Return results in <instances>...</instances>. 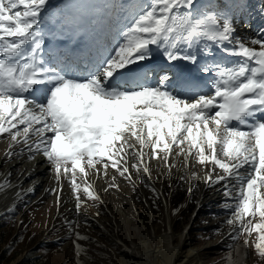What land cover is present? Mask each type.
<instances>
[{
    "label": "snow or ice",
    "instance_id": "snow-or-ice-1",
    "mask_svg": "<svg viewBox=\"0 0 264 264\" xmlns=\"http://www.w3.org/2000/svg\"><path fill=\"white\" fill-rule=\"evenodd\" d=\"M197 3L75 0L64 22L79 30L86 16H102L113 42L98 45L81 72H69L70 60L45 58L51 0H0V137L10 139L5 163L18 155L14 145L29 161L42 156L58 183H71L78 210V175L83 192L98 200L87 182L90 172L107 177L111 168L131 179L130 168L148 173L146 157L168 165L173 154L182 155L185 166L189 158L212 165L204 183L220 185L228 197L231 238L257 232L254 247L264 264V29L249 38L236 34L235 11L245 0L221 9L208 4L209 11ZM154 50L168 68L149 67ZM215 50L237 59L228 63ZM201 55L205 63L195 71L203 76L191 69L169 74L173 62L198 65ZM209 75L211 81L203 79ZM129 157H135L130 166ZM112 179L109 187H116ZM10 187L7 178L0 183ZM76 239L84 237L77 232Z\"/></svg>",
    "mask_w": 264,
    "mask_h": 264
},
{
    "label": "rangeland",
    "instance_id": "rangeland-1",
    "mask_svg": "<svg viewBox=\"0 0 264 264\" xmlns=\"http://www.w3.org/2000/svg\"><path fill=\"white\" fill-rule=\"evenodd\" d=\"M127 1L129 0H115L116 3ZM262 1L245 0V4L248 10H252L249 16L264 26ZM74 2L75 0H70L68 5L71 6ZM51 5L52 10L45 18L44 27L57 26L62 34L73 36L77 28L65 23L62 16L64 12L69 14L66 7L58 4V0H51ZM95 17L97 18L93 16L92 25L88 28L89 32L93 28L98 30L99 24H107L102 16ZM85 26L83 19L79 27H84L86 31ZM109 39H113L111 33ZM5 141L0 144V156H4L0 157V174L11 162L25 158L18 156L21 152L14 145L13 149L16 148L12 150L18 155L9 163H5V152L9 149L10 139L6 138ZM133 162H129V166ZM168 162V165H162L160 160L156 159L149 163L148 170L155 184L153 186L141 172L137 173L131 168V179L121 177L111 168L108 169L107 177H97L92 172L93 175L87 177V182L91 184L90 190L98 200L89 198L83 192L84 178L78 175V181L81 183L78 193L81 205L79 210L69 180L61 179L58 183L53 172L46 176L42 185L36 189L34 185L28 186L30 180L22 182V188L19 189L27 196L18 199L12 211H6L0 216V264H123L127 259L125 248L129 247V239L139 243L141 237H150L151 231L154 232L151 237L164 234L167 228L166 216H169L172 222V234L185 232L190 247L201 250V259L205 260L206 264H245L247 260L250 264H262L254 247L255 243L259 242L257 232H253L251 236L239 235L236 239L231 238L233 227L225 222L228 219V197L225 196L224 189L216 185L205 186L202 191L199 175L205 179V173H201V170L207 171L212 165L202 166L190 158L185 166L183 156L171 157ZM164 166L168 168L165 169ZM21 169L18 164L12 166L7 181H13ZM216 172L221 170L217 169ZM113 176L116 187H109V184L113 183ZM202 197H205L204 202ZM200 203L201 206H198ZM68 222H72L71 229ZM254 222H258V218ZM77 232L84 239L77 240ZM128 233L130 238L127 237ZM245 239H248L246 247ZM177 242L178 239H175L172 244L176 245ZM76 244L81 249L79 257L76 254ZM150 246L151 249L156 246L161 249L162 243L155 240L150 242ZM186 250L187 248L182 249ZM133 262L161 264L162 260L155 254L154 257L149 255L143 260L135 258Z\"/></svg>",
    "mask_w": 264,
    "mask_h": 264
},
{
    "label": "bare ground",
    "instance_id": "bare-ground-1",
    "mask_svg": "<svg viewBox=\"0 0 264 264\" xmlns=\"http://www.w3.org/2000/svg\"><path fill=\"white\" fill-rule=\"evenodd\" d=\"M218 1H221V0H198L197 7L200 8V10L202 11L204 9H208V7H206L208 4L216 5V3ZM230 1H236V0H230ZM65 3L67 6V10L70 12L71 8H70V5H68L69 4L68 1H66ZM92 17L93 16H91V15L85 17V22L87 23V25L90 24L91 21L93 20ZM234 20H235V27L237 29L236 34L238 36H241L244 38L254 37L257 33L260 32V30L264 29V28L260 29L258 26L254 25L255 24L254 21H252L251 19H249V17H247V12L245 9L236 10L235 15H234ZM108 31H109L108 28H105L104 26H100V28L98 30H93L92 32H88V31L85 32L82 28H79V30H77V32H76L75 37L64 38L63 35L61 34V32L58 30L57 26H50L48 28H45V38H46L45 52L47 53L45 58L47 59L48 57H51L52 60L56 63H60L63 61L64 58H68V60H70L71 63L68 64L67 71H69V72H81L84 69V66L86 64H88L90 61H92L96 58L98 45H103L105 47H111L112 46V42H110V40H109V32ZM70 39H73L74 45H76L78 43H82L84 46L80 47L79 50H76L74 52H70L68 50L69 49L68 47L70 46V44L68 42ZM64 43H68V44L65 46ZM257 48H258V46H257ZM152 55L155 57V60L151 62L149 67L155 68L156 71H159L160 67H164V68L169 67L167 62L163 60L162 54L160 52L154 50ZM215 56L217 58L224 57L225 61L228 63H231L232 60L237 59V58L226 57V54L221 53L219 50H215ZM210 61H211V57L208 58V62H210ZM76 62H77V64H76ZM178 62H179V64H178ZM173 63L175 64V68L171 69V71L169 72L170 75L179 76L182 72L187 73L189 71V69H191L192 75L200 77V76H203V74L195 71V69L197 67H199L200 65L205 63V56L201 55L199 57V64L198 65H191V64H188L187 62H184V61H177V62H173ZM203 79L206 81H211L213 78L211 75H209L207 77H203ZM5 139L3 140V137H2L1 142L3 144H4ZM35 139L36 138L33 137V140H35ZM1 142H0V144H2ZM133 143H135V142H133ZM136 147L138 149L139 146L136 145ZM17 148H19V147L17 146ZM161 155H164V154L161 153ZM18 156L19 157H25V158L24 159H17L16 158L17 160L14 162H11L7 168L3 169L4 171L0 174V183H4L5 178L9 179V177H10V175H9L10 171L9 170L12 166L18 164L22 168L21 172H19L13 178V181H9L11 184L10 188L0 189V209L5 207V210L3 213H5L6 211L10 212L9 209L13 210L14 209L13 207H14L16 201L23 196L25 197L26 194L23 195V190L19 189V188H22V187H20L22 182L30 180L29 185L28 184L27 185L30 187L34 185V188L36 189V187H38L39 185L40 186L42 185L46 176H49L50 173L52 172L47 161L42 156H37V158L34 161H29L27 159L28 153L26 151L19 153ZM174 156H176V155L173 154V155L169 156L168 160H170V158L174 157ZM0 157H4V156H0ZM145 159H146L148 167H149L150 162L156 161V159L153 160V159H149L147 157ZM159 160L162 163V165L165 164L164 160H161V159H159ZM171 160H173V159H171ZM131 161L135 162V157H129V162H131ZM164 168L167 169L168 167L164 166ZM140 172H141V174H143L145 176L146 181H148L152 186L155 185L154 182L152 181L153 178H152V175H150L149 170H148V173H144L142 170ZM201 173H206V170L202 169ZM89 175H93V173L90 172ZM111 177H112V175H111ZM199 177L201 179V185L203 187L202 191H204L205 186H207L204 183V176L199 175ZM233 183H235V182L233 181ZM27 188L29 191V187H27ZM158 190L160 192V189H158ZM229 190L233 191V195H235V192L233 189L230 188ZM18 193H19V195H17ZM202 200L204 202L205 197H202ZM198 206H201V203ZM165 209H166V213L168 215V207H167L166 202H165ZM166 218H167V220H166V227L167 228H166V231L164 232V234L159 235V236H155V237H151L154 233L153 231H151L150 232L151 236L148 237V235H147L145 238L141 237V240L139 243H134L129 239V247L125 248V250L127 251L126 252L127 259H126V261H124L123 264H137V263L133 262L135 258H141L143 260L144 258H147V256H149V255L154 257L155 254L160 256V260H162L161 264H206V261L201 259V254H200L201 250L199 248H191L190 247V243H189L190 241L187 239L186 235L184 234L185 232L182 231L183 233H181L179 235H173L172 234L173 232L171 231V227H170L172 222H171L169 216H166ZM129 236H130V234L128 233L127 237L130 238ZM175 239H178V242L176 245H173L172 243H173V240H175ZM155 240L161 241V243H162L161 249H158L157 246L154 249H151L150 242H152V241L154 242ZM183 248H187V250L182 251ZM245 264H250V261L247 260L245 262Z\"/></svg>",
    "mask_w": 264,
    "mask_h": 264
},
{
    "label": "water",
    "instance_id": "water-1",
    "mask_svg": "<svg viewBox=\"0 0 264 264\" xmlns=\"http://www.w3.org/2000/svg\"><path fill=\"white\" fill-rule=\"evenodd\" d=\"M4 210H5V207L0 209V216L3 215Z\"/></svg>",
    "mask_w": 264,
    "mask_h": 264
},
{
    "label": "trees",
    "instance_id": "trees-1",
    "mask_svg": "<svg viewBox=\"0 0 264 264\" xmlns=\"http://www.w3.org/2000/svg\"><path fill=\"white\" fill-rule=\"evenodd\" d=\"M22 264H25L24 262H22Z\"/></svg>",
    "mask_w": 264,
    "mask_h": 264
}]
</instances>
